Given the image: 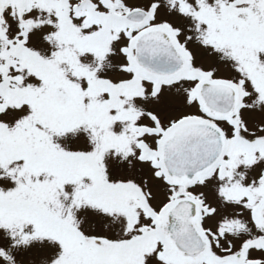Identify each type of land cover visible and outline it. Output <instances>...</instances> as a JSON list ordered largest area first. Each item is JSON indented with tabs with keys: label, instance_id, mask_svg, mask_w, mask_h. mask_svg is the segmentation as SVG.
Listing matches in <instances>:
<instances>
[{
	"label": "snow or ice",
	"instance_id": "1",
	"mask_svg": "<svg viewBox=\"0 0 264 264\" xmlns=\"http://www.w3.org/2000/svg\"><path fill=\"white\" fill-rule=\"evenodd\" d=\"M0 264H264V0H0Z\"/></svg>",
	"mask_w": 264,
	"mask_h": 264
}]
</instances>
